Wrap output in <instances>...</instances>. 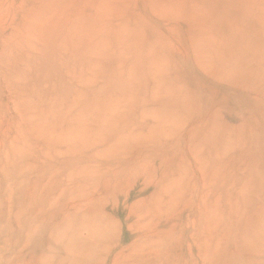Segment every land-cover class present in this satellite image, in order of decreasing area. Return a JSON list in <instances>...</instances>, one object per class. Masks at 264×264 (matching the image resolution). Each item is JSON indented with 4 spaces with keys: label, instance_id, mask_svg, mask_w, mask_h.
Listing matches in <instances>:
<instances>
[{
    "label": "rangeland",
    "instance_id": "rangeland-1",
    "mask_svg": "<svg viewBox=\"0 0 264 264\" xmlns=\"http://www.w3.org/2000/svg\"><path fill=\"white\" fill-rule=\"evenodd\" d=\"M0 264H264V0H0Z\"/></svg>",
    "mask_w": 264,
    "mask_h": 264
}]
</instances>
